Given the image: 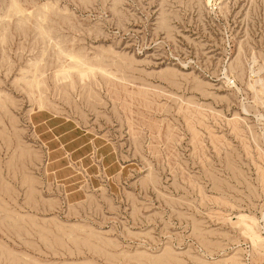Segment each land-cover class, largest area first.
Returning a JSON list of instances; mask_svg holds the SVG:
<instances>
[{
  "label": "rangeland",
  "instance_id": "1",
  "mask_svg": "<svg viewBox=\"0 0 264 264\" xmlns=\"http://www.w3.org/2000/svg\"><path fill=\"white\" fill-rule=\"evenodd\" d=\"M0 264H264V0H0Z\"/></svg>",
  "mask_w": 264,
  "mask_h": 264
},
{
  "label": "bare ground",
  "instance_id": "2",
  "mask_svg": "<svg viewBox=\"0 0 264 264\" xmlns=\"http://www.w3.org/2000/svg\"><path fill=\"white\" fill-rule=\"evenodd\" d=\"M244 219L246 220V221H248L249 223H251L256 229H258L257 227V222L254 220V219H252V218H247V217H244ZM246 226V228L252 233V235H253V239H254V241L256 242V244H261L262 243V240H261V238L258 236V235H255L254 234V232H253V228H251L250 226H247V225H245ZM257 233H258V231H257ZM260 235V234H259Z\"/></svg>",
  "mask_w": 264,
  "mask_h": 264
}]
</instances>
